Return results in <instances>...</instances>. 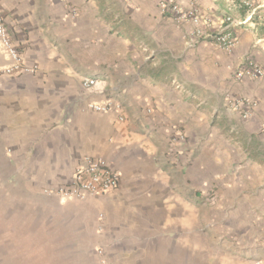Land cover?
Here are the masks:
<instances>
[{"label": "crops", "instance_id": "obj_1", "mask_svg": "<svg viewBox=\"0 0 264 264\" xmlns=\"http://www.w3.org/2000/svg\"><path fill=\"white\" fill-rule=\"evenodd\" d=\"M161 1L0 0L23 61L0 47V264H264V74L236 75L264 71V26L233 25L228 52ZM179 1L209 32L245 15ZM87 157L118 187L64 197Z\"/></svg>", "mask_w": 264, "mask_h": 264}, {"label": "built area", "instance_id": "obj_2", "mask_svg": "<svg viewBox=\"0 0 264 264\" xmlns=\"http://www.w3.org/2000/svg\"><path fill=\"white\" fill-rule=\"evenodd\" d=\"M229 8L245 9V15L241 20H235L231 14L223 15L224 26L217 32H209L205 27L210 26L211 18L203 14L200 5L192 1L188 6L183 5L179 0H162L160 3L163 12H168L178 22H192L195 26V34L198 37L211 40L224 51H231L237 44L232 32L233 25H243L252 21L264 26V0H226ZM204 23V26L203 24ZM0 47L5 51L11 60L6 68L9 73L21 70L23 67L22 56L19 48L13 41L3 15L0 13ZM263 69L253 60L248 59L236 75L238 79L247 77L263 76ZM97 79L85 78L83 85L92 88L97 84ZM244 102V101H243ZM244 103L249 104V100ZM243 104L237 101L236 106ZM96 111H105L106 106L90 103ZM250 115V111L243 112L244 118ZM261 131L264 133V121L261 124ZM120 177L118 171L104 158L87 157L83 166L78 167L71 178L70 183L61 186L58 192L66 198L84 199L88 195H100L118 187Z\"/></svg>", "mask_w": 264, "mask_h": 264}, {"label": "rangeland", "instance_id": "obj_3", "mask_svg": "<svg viewBox=\"0 0 264 264\" xmlns=\"http://www.w3.org/2000/svg\"><path fill=\"white\" fill-rule=\"evenodd\" d=\"M8 172H9V169L0 168V175H5V174H7ZM0 221H1V222H0V227H1V225H2V227H1L2 229H4L5 227H7V226H6L7 220H6V221H2V220H0ZM1 228H0V229H1ZM7 228H8V227H7ZM4 230H5V229H4ZM10 233H11V234H10ZM2 236H3V237H9V236H10V237H9V239H10V238H12V232H8V231L2 232ZM41 250H42V248H39V249H38V251H41ZM231 250H233V251L235 250V251H236V250H238V249L231 248ZM38 251H36V252H38ZM98 253L101 254V253H102L101 250H99ZM37 255H38V254H37Z\"/></svg>", "mask_w": 264, "mask_h": 264}]
</instances>
